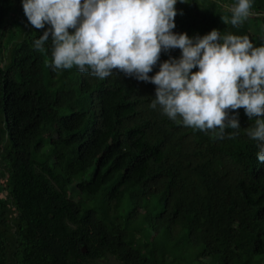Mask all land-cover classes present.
Wrapping results in <instances>:
<instances>
[{"label":"trees","instance_id":"1","mask_svg":"<svg viewBox=\"0 0 264 264\" xmlns=\"http://www.w3.org/2000/svg\"><path fill=\"white\" fill-rule=\"evenodd\" d=\"M237 2L177 0L172 31L264 44V0L234 27ZM48 27L0 0V264H264L255 118L236 110L240 128L219 139L152 109L150 82L53 70L51 39L34 47Z\"/></svg>","mask_w":264,"mask_h":264},{"label":"clouds","instance_id":"2","mask_svg":"<svg viewBox=\"0 0 264 264\" xmlns=\"http://www.w3.org/2000/svg\"><path fill=\"white\" fill-rule=\"evenodd\" d=\"M185 2V0H181ZM177 0H22L27 21L45 29L34 42L44 51L52 41L53 70L89 72L100 79L114 70L156 86L152 109L159 105L170 120L200 131L238 130L243 108L254 126L247 136L257 141L256 158L264 162V44L248 35H222L213 29L190 38L175 34ZM252 0H238L230 20L239 27L251 15ZM70 30H72L70 32ZM180 49L149 76L162 51ZM198 69L193 72L192 69ZM231 112V115H230ZM238 132L229 134L234 138Z\"/></svg>","mask_w":264,"mask_h":264},{"label":"rangeland","instance_id":"3","mask_svg":"<svg viewBox=\"0 0 264 264\" xmlns=\"http://www.w3.org/2000/svg\"><path fill=\"white\" fill-rule=\"evenodd\" d=\"M110 260H112V259H109V260H108V263H109V264H112V263H110ZM193 264H215V263H213V262L211 261V259H209V258H203V259H201V260H199V261H194Z\"/></svg>","mask_w":264,"mask_h":264}]
</instances>
